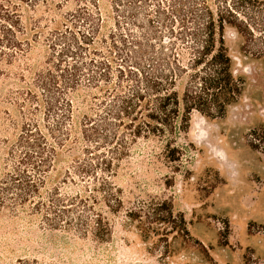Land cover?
Wrapping results in <instances>:
<instances>
[{"label":"trees","instance_id":"16d2710c","mask_svg":"<svg viewBox=\"0 0 264 264\" xmlns=\"http://www.w3.org/2000/svg\"><path fill=\"white\" fill-rule=\"evenodd\" d=\"M71 2L76 7L65 9ZM261 3L0 0V81L6 65H24L18 74L24 86L4 96L19 117L5 110L0 120V215L27 211L50 228L106 240L111 224L97 204L101 199L113 212L123 206L115 179L132 145L186 129L194 109L221 117L237 101L243 77L224 32L227 26L250 30L248 19ZM37 47L45 56L34 64L29 58ZM187 73L179 124L175 85ZM54 171L57 182L49 186ZM68 185L76 190L64 191ZM167 205L154 203L145 214ZM142 211L129 215L141 218ZM18 264L58 263L23 257Z\"/></svg>","mask_w":264,"mask_h":264},{"label":"rangeland","instance_id":"374dc122","mask_svg":"<svg viewBox=\"0 0 264 264\" xmlns=\"http://www.w3.org/2000/svg\"><path fill=\"white\" fill-rule=\"evenodd\" d=\"M261 1V12L248 19L250 30L227 26L224 32L237 75L243 77L237 101L221 117L194 109L186 129L141 137L132 145L115 179L121 188L123 206L113 212L101 199L97 204V210L111 224L109 237L98 240L90 232L84 236L50 228L27 211L7 212L0 215V264H18L23 257L58 264H264V0ZM75 7L71 2L65 9ZM44 56L43 47H37L29 62L38 64ZM23 69L19 62L6 65L8 75L0 81V120L5 110L19 117L16 107L4 96L24 86L18 77ZM188 81L189 73L183 74L175 85L181 100L179 124ZM78 152L65 154L58 166L60 172ZM56 173L49 186L57 182ZM75 190L68 185L64 191ZM163 201L168 205L160 214H145L154 203ZM141 208V218L129 215ZM158 215L167 221H161ZM148 227L151 229L147 231Z\"/></svg>","mask_w":264,"mask_h":264}]
</instances>
